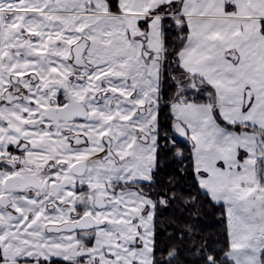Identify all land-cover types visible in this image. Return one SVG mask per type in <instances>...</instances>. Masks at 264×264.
<instances>
[{
    "label": "snow or ice",
    "instance_id": "obj_1",
    "mask_svg": "<svg viewBox=\"0 0 264 264\" xmlns=\"http://www.w3.org/2000/svg\"><path fill=\"white\" fill-rule=\"evenodd\" d=\"M164 212L264 264V0H0V264H179Z\"/></svg>",
    "mask_w": 264,
    "mask_h": 264
},
{
    "label": "trees",
    "instance_id": "obj_2",
    "mask_svg": "<svg viewBox=\"0 0 264 264\" xmlns=\"http://www.w3.org/2000/svg\"><path fill=\"white\" fill-rule=\"evenodd\" d=\"M173 220L176 221L178 226H183L185 223V221L179 220L171 212H164L161 214L157 229L164 231L165 235L159 237V245L165 249V252L174 251L180 245H184V247L180 249V255L178 257L179 264H202L200 261H194L191 259V253L188 251L187 247V245L190 243L188 237H186L183 241L178 239L177 235H173L171 239L168 238L167 233L175 231L174 229L169 228V225Z\"/></svg>",
    "mask_w": 264,
    "mask_h": 264
},
{
    "label": "flooded vegetation",
    "instance_id": "obj_3",
    "mask_svg": "<svg viewBox=\"0 0 264 264\" xmlns=\"http://www.w3.org/2000/svg\"><path fill=\"white\" fill-rule=\"evenodd\" d=\"M7 54V53H5ZM5 68H7V65H4ZM13 67H24V65L21 64H14ZM10 70V69H9ZM18 91V89H17ZM21 95H23V93H21ZM52 99H55V97H51ZM38 99H43V97H39ZM43 107L47 108V101H45V103L42 105ZM18 117V114H15ZM5 118H7V116H5ZM28 122H33L31 120H29ZM23 124V121H21L20 123H13L10 126L15 127V128H21ZM34 143H36L38 146L40 147H44V146H48L49 151L47 152V154L45 153H29L28 156L25 157V159H27L28 161L32 162V163H46L48 160L52 159L53 156L56 154V145L58 144H62L63 142H52L51 144H49V138L47 137V135H42L39 137V139L37 141H34ZM68 157L64 156L62 157V159H67Z\"/></svg>",
    "mask_w": 264,
    "mask_h": 264
},
{
    "label": "crops",
    "instance_id": "obj_4",
    "mask_svg": "<svg viewBox=\"0 0 264 264\" xmlns=\"http://www.w3.org/2000/svg\"><path fill=\"white\" fill-rule=\"evenodd\" d=\"M66 54V53H65ZM149 264H150V262H149Z\"/></svg>",
    "mask_w": 264,
    "mask_h": 264
}]
</instances>
